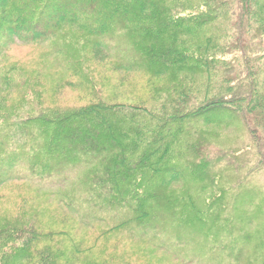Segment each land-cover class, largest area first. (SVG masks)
I'll return each mask as SVG.
<instances>
[{
    "label": "trees",
    "instance_id": "16d2710c",
    "mask_svg": "<svg viewBox=\"0 0 264 264\" xmlns=\"http://www.w3.org/2000/svg\"><path fill=\"white\" fill-rule=\"evenodd\" d=\"M183 5L0 0V203L8 200L0 207V264H113L116 237L137 238L141 257L154 264L145 257L154 244L148 235L161 237L160 202L174 204L163 192L188 172L215 188L216 168L230 161L218 151L184 168V128L200 119L217 122L227 113L224 125L242 124L255 148L247 176L264 171V0ZM54 40L87 55L13 57ZM44 61L47 82L40 81ZM31 67L40 69L24 79ZM34 180L64 189L43 193ZM13 185L24 191L11 195ZM222 199L208 201L205 212ZM178 208L198 207L181 200ZM199 215L172 225L194 227Z\"/></svg>",
    "mask_w": 264,
    "mask_h": 264
},
{
    "label": "rangeland",
    "instance_id": "374dc122",
    "mask_svg": "<svg viewBox=\"0 0 264 264\" xmlns=\"http://www.w3.org/2000/svg\"><path fill=\"white\" fill-rule=\"evenodd\" d=\"M193 1L195 2V0H191V2ZM182 3L184 4V0H169V5L182 6ZM133 6V3L129 4L130 9ZM88 9L90 11L91 7H88ZM92 11L90 12L92 13ZM225 29L226 33L231 32V23L230 25L226 24ZM122 39V46L129 47L130 41L124 37ZM69 42V40L62 42L54 40L38 48L18 49L14 51L16 55H13V57L26 59L28 62L29 59L47 58L48 55H64L65 58L66 55H87L79 49V46L68 45ZM88 52L87 49L86 53ZM44 63L46 66L42 69L31 67L28 71H23V78H35V74L40 69V81L47 82L51 67L47 61H44ZM178 80L179 78L174 83ZM45 91L51 92V88L45 89ZM71 95V93L65 92L67 99H72L73 96ZM26 105L27 108L34 106L33 102H28ZM227 115V113H218L215 116H218L221 121L214 122L200 119L193 123V129L188 131L184 128V168H186L189 160H194V156L200 155L196 159L198 161L200 157H215L218 151L221 154H226L227 157L230 156V161L222 163L219 168H216L214 173L218 174L216 180L218 183L215 188H211V180L207 182L208 178L206 181H202L204 178H192L191 173L188 172L183 182L176 185L172 184L167 191L163 192V194L167 192L168 195H173L174 198L171 197V199H174V204L170 207V205L166 206L164 202H160L162 206L168 208V210L165 208L160 210L161 214L159 213L162 218V222H160L162 226L157 225L161 237L148 235L153 238L154 244L145 253V257L154 261V264H184V258L190 259L194 264H264V171L254 172L247 176L254 165L255 158L252 149L255 148L252 145L251 136L242 124H223V119ZM199 150L200 153H198ZM16 171L19 173L18 171L21 170ZM200 183L210 188L204 190L202 189L203 185ZM33 184L43 193L58 188L64 189L61 186L62 183L59 182L34 180ZM21 191L24 190L17 185L8 188V192L14 196ZM181 197L183 199H180ZM219 197L223 199L215 206L213 214L205 212L206 207L203 206L207 205L208 201L213 198ZM181 200L184 202L190 201L198 207V210L200 208L202 213H199L197 209H194V211L184 209L183 212L178 208ZM7 201L4 200L1 203L7 205ZM5 205L2 206L6 207ZM175 205L177 206L176 209H174ZM6 208L8 214H10L12 210L10 204ZM31 209L29 213H35L34 209ZM195 214H200L199 216L203 220L202 223H195L196 226L191 228H187L188 226L185 225L188 224L185 222L184 226L179 228L172 225L174 224L173 220L179 217H184L182 220H185V218H192ZM108 217L112 218V215L108 213ZM112 222L116 223L118 221H114L112 218ZM180 237L181 242L179 241ZM116 239L120 241V244L110 250L111 253L113 251L118 252L116 255L118 259L113 264L147 263L141 257L137 238L133 241L126 238L121 240L119 237H116ZM190 240L193 242L191 241L189 245L185 246ZM160 245L164 248H158ZM211 249L216 252L212 261L208 257ZM229 253L233 256L239 253L240 257L235 261L233 257L229 256Z\"/></svg>",
    "mask_w": 264,
    "mask_h": 264
}]
</instances>
